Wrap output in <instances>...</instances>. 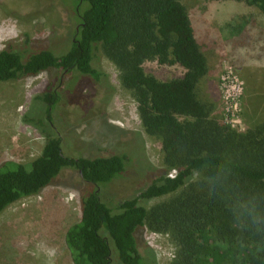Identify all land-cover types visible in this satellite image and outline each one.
<instances>
[{
  "label": "trees",
  "instance_id": "1",
  "mask_svg": "<svg viewBox=\"0 0 264 264\" xmlns=\"http://www.w3.org/2000/svg\"><path fill=\"white\" fill-rule=\"evenodd\" d=\"M246 1L263 18L244 15L220 37L209 26L197 30L183 0H75L79 28L67 51L1 50L0 83L54 69L99 81L105 73L93 60L102 49L136 99L145 132L160 141L167 172L108 205L102 190L122 175L126 156L70 157L46 132L43 153L30 164L0 165V213L70 167L93 185L80 194L83 217L65 234L73 264H156L140 251L143 227L171 236L172 264H264V121L233 129L204 88L219 73V55L236 69L264 61V0ZM150 60L178 65L184 76L160 81L145 69ZM49 95L55 103L57 93Z\"/></svg>",
  "mask_w": 264,
  "mask_h": 264
},
{
  "label": "rangeland",
  "instance_id": "2",
  "mask_svg": "<svg viewBox=\"0 0 264 264\" xmlns=\"http://www.w3.org/2000/svg\"><path fill=\"white\" fill-rule=\"evenodd\" d=\"M183 3L197 30L209 26L220 37L228 34V24L244 15L263 18L259 8L246 0ZM78 26L75 0H0V51L28 55L49 49L62 54ZM219 56L214 60L220 64L219 73L205 83V92L217 103L220 120L245 131L264 121V61L236 69ZM93 65L105 73L99 81L77 70L54 69L0 83V165L30 164L42 155L46 132L61 138L62 150L70 157L124 154V172L102 190V200L114 205L166 173V164L160 141L145 132L138 103L122 83L116 64L98 49ZM144 66L160 81L181 79L185 73L178 65L156 60ZM51 91L58 96L52 104L50 95L45 97ZM92 189L76 169L67 167L40 193L7 207L0 213V264H47V249H55L54 264H73L65 234L83 217L80 194ZM171 196L154 199L150 205ZM136 237L144 256L153 255L156 264H172L176 246L169 234L143 227Z\"/></svg>",
  "mask_w": 264,
  "mask_h": 264
},
{
  "label": "clouds",
  "instance_id": "3",
  "mask_svg": "<svg viewBox=\"0 0 264 264\" xmlns=\"http://www.w3.org/2000/svg\"><path fill=\"white\" fill-rule=\"evenodd\" d=\"M45 255L48 257L47 264H54L55 249H47Z\"/></svg>",
  "mask_w": 264,
  "mask_h": 264
},
{
  "label": "built area",
  "instance_id": "4",
  "mask_svg": "<svg viewBox=\"0 0 264 264\" xmlns=\"http://www.w3.org/2000/svg\"><path fill=\"white\" fill-rule=\"evenodd\" d=\"M235 107H236V111H237V106H236V104H235Z\"/></svg>",
  "mask_w": 264,
  "mask_h": 264
},
{
  "label": "flooded vegetation",
  "instance_id": "5",
  "mask_svg": "<svg viewBox=\"0 0 264 264\" xmlns=\"http://www.w3.org/2000/svg\"><path fill=\"white\" fill-rule=\"evenodd\" d=\"M79 26L77 27V30H78Z\"/></svg>",
  "mask_w": 264,
  "mask_h": 264
}]
</instances>
